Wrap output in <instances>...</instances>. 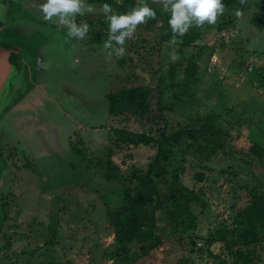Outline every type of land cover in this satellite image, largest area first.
Returning <instances> with one entry per match:
<instances>
[{
    "label": "rangeland",
    "instance_id": "obj_1",
    "mask_svg": "<svg viewBox=\"0 0 264 264\" xmlns=\"http://www.w3.org/2000/svg\"><path fill=\"white\" fill-rule=\"evenodd\" d=\"M111 1L105 13V3L84 0L74 19L87 31L77 38L43 18L44 0H0L5 36L23 45L29 38L20 89L0 110V264H231L225 241H208L234 230L247 191L264 192V160L250 150L254 141L264 145V28L253 21L264 1L218 13L192 45L161 36L165 0ZM143 4L155 15L115 55L104 47L107 17ZM138 85L152 91L149 112L112 115L109 94ZM211 117L227 133L225 147L202 155L188 136L166 143L167 172L154 178L159 194L146 204L156 209L176 185L194 197V225L170 220L165 203L152 237L130 243L127 257L110 212L125 190L137 193L158 144L136 146L119 129L160 138ZM258 251L264 264V242Z\"/></svg>",
    "mask_w": 264,
    "mask_h": 264
},
{
    "label": "trees",
    "instance_id": "obj_2",
    "mask_svg": "<svg viewBox=\"0 0 264 264\" xmlns=\"http://www.w3.org/2000/svg\"><path fill=\"white\" fill-rule=\"evenodd\" d=\"M90 2H100L110 4L111 0H89ZM264 1V0H263ZM244 0H222L223 12L228 11L231 7L237 6ZM170 11L165 14L161 36L164 38L180 39L185 45H192L202 36L201 25L194 22L188 30L180 35L173 33L168 19ZM253 21L260 29L264 28V3L260 10L253 17ZM153 22V21H152ZM0 40L7 42L15 50L13 55L18 57V67L22 63L27 51L28 43L11 40L3 33H0ZM17 51V52H16ZM19 53V54H18ZM197 70V64L191 62L185 69L186 75L194 77ZM258 73L263 75V71ZM151 89L147 85L131 86L110 93L108 96L109 112L112 115L124 113H135L138 116H145L151 107L150 96ZM11 94L8 97L10 101ZM1 114V112H0ZM124 135V139L134 145L157 143L158 149L154 158L149 163V169L146 176L140 180L137 193L133 195L126 190L122 194L121 201L114 199V211L110 212L112 223L116 227V240L118 250L129 254V245L133 241H147L153 235V227L158 220V212L163 214L162 206L170 203L172 208L168 211L170 220L186 227L193 226L196 220L195 215L191 212L189 203L194 200L192 194L183 192L180 187L174 185L170 187L166 199L157 206L149 210L146 204L152 200L148 195L159 194L154 184V178L163 179L166 175V164L170 160V152L165 144L173 141L181 142L183 137L192 138L190 143L202 155L217 154L220 149L225 147L227 133L216 125L214 118H209L199 129L186 128L178 130L172 134L163 133L162 137L156 138L145 132H134L128 129H119ZM257 157L264 160V145L254 141L250 148ZM117 193H112L116 195ZM247 204L239 207L234 215L235 228L232 232L218 230V236L208 241L211 244L215 239L224 240L226 248L231 257V264H257L261 260L258 246L264 242V192L258 189H252L246 192ZM112 202V201H111ZM166 217L167 215L164 214ZM179 222V223H178ZM232 234L234 239H230L228 234ZM219 238V239H217ZM222 264H228L223 260Z\"/></svg>",
    "mask_w": 264,
    "mask_h": 264
},
{
    "label": "clouds",
    "instance_id": "obj_3",
    "mask_svg": "<svg viewBox=\"0 0 264 264\" xmlns=\"http://www.w3.org/2000/svg\"><path fill=\"white\" fill-rule=\"evenodd\" d=\"M83 3L84 0H44L39 8L45 20L55 19L57 24L67 26L69 36L84 38L87 25H77L74 19L76 14H82ZM165 7L170 11L168 24L172 32L180 35L184 34L193 22L196 25H202L205 21L208 24L215 23L218 13L223 12L222 0H165ZM102 8L105 13L110 11V5L107 3L103 4ZM87 10L93 9L89 6ZM154 15L155 12L147 4L134 8L130 13L111 14L107 17L109 35L104 47H111L117 56L123 55L125 39L131 36L136 25L143 22L145 17ZM112 41L119 47H113Z\"/></svg>",
    "mask_w": 264,
    "mask_h": 264
},
{
    "label": "water",
    "instance_id": "obj_4",
    "mask_svg": "<svg viewBox=\"0 0 264 264\" xmlns=\"http://www.w3.org/2000/svg\"><path fill=\"white\" fill-rule=\"evenodd\" d=\"M13 51L15 50L9 43L0 40V110L6 105L9 95L12 94L11 84L18 75L19 59L16 54L13 55Z\"/></svg>",
    "mask_w": 264,
    "mask_h": 264
},
{
    "label": "crops",
    "instance_id": "obj_5",
    "mask_svg": "<svg viewBox=\"0 0 264 264\" xmlns=\"http://www.w3.org/2000/svg\"><path fill=\"white\" fill-rule=\"evenodd\" d=\"M4 1V0H3ZM3 6V5H2ZM7 25H0V33H3L4 35L5 34H7L6 33V29H7ZM6 37V36H5ZM29 37V36H28ZM25 40H22V41H25V43H27L28 42V40H29V38L26 40V38H24ZM14 41H16V40H14ZM18 42H20V40H18ZM21 43H23V42H21ZM18 77V78H17ZM16 77V80L11 84V87H12V89H15V91L17 90V89H20V86H21V83H22V79L24 78V75L22 76V77H20V76H17ZM12 94H13V91H12ZM12 94H11V96H12Z\"/></svg>",
    "mask_w": 264,
    "mask_h": 264
}]
</instances>
